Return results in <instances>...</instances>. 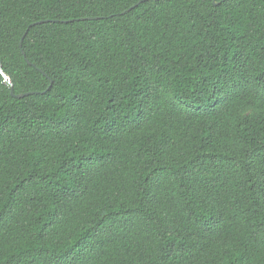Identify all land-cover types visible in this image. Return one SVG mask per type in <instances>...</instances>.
Here are the masks:
<instances>
[{"label": "trees", "instance_id": "1", "mask_svg": "<svg viewBox=\"0 0 264 264\" xmlns=\"http://www.w3.org/2000/svg\"><path fill=\"white\" fill-rule=\"evenodd\" d=\"M138 1L0 0V264H264V0Z\"/></svg>", "mask_w": 264, "mask_h": 264}, {"label": "water", "instance_id": "2", "mask_svg": "<svg viewBox=\"0 0 264 264\" xmlns=\"http://www.w3.org/2000/svg\"><path fill=\"white\" fill-rule=\"evenodd\" d=\"M142 1H145V0H140V1H138L135 5H133V6H131L130 8H128V10L131 9L132 7L138 5V4H139L140 2H142ZM213 3L216 4L215 1H213ZM126 11H127V10H126ZM89 19H90V18H89ZM46 21H48V20H39V21H36V22L30 23L28 27H31V26H33V25H35V24H39V23L46 22ZM66 21H70V20H66ZM24 35H25V33H24ZM24 35L21 37V40H20V42H19V46H20V47H21V42H22V39H23ZM32 65H33V64H32ZM39 71H40V70H39ZM41 72H42V71H41ZM0 74H1V76L3 77V79H4V82L10 87L11 94H12L13 96L19 98V97H23V96H26V95H29V94L33 93V92H24V93H20V94H14L13 91H12V84H11V81H10L9 78L5 75V73L3 72V70H2V66H1V62H0Z\"/></svg>", "mask_w": 264, "mask_h": 264}]
</instances>
